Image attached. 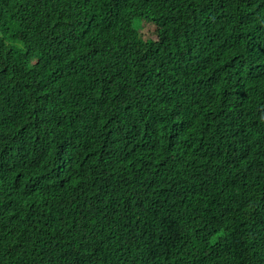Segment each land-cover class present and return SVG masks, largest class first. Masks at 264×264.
<instances>
[{"label": "trees", "instance_id": "16d2710c", "mask_svg": "<svg viewBox=\"0 0 264 264\" xmlns=\"http://www.w3.org/2000/svg\"><path fill=\"white\" fill-rule=\"evenodd\" d=\"M0 264H264V0H0Z\"/></svg>", "mask_w": 264, "mask_h": 264}, {"label": "rangeland", "instance_id": "374dc122", "mask_svg": "<svg viewBox=\"0 0 264 264\" xmlns=\"http://www.w3.org/2000/svg\"><path fill=\"white\" fill-rule=\"evenodd\" d=\"M134 25H135V28L138 29V31L144 37L148 38L150 36H153V34H152L153 33V29L150 26H148V25H146V24H144V23H142L140 21H136Z\"/></svg>", "mask_w": 264, "mask_h": 264}]
</instances>
